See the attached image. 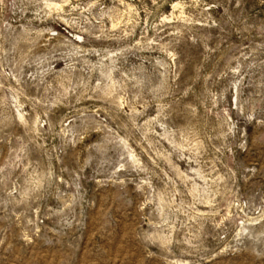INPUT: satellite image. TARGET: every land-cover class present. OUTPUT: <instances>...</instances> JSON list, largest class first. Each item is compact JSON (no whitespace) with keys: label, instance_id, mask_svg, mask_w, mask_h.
I'll return each mask as SVG.
<instances>
[{"label":"rangeland","instance_id":"1","mask_svg":"<svg viewBox=\"0 0 264 264\" xmlns=\"http://www.w3.org/2000/svg\"><path fill=\"white\" fill-rule=\"evenodd\" d=\"M0 264H264V0H0Z\"/></svg>","mask_w":264,"mask_h":264}]
</instances>
